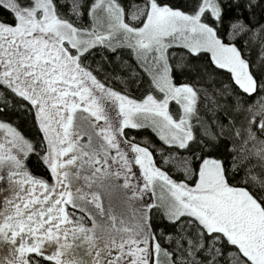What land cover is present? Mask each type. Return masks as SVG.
<instances>
[{"label": "snow or ice", "instance_id": "snow-or-ice-1", "mask_svg": "<svg viewBox=\"0 0 264 264\" xmlns=\"http://www.w3.org/2000/svg\"><path fill=\"white\" fill-rule=\"evenodd\" d=\"M0 264H264V0H0Z\"/></svg>", "mask_w": 264, "mask_h": 264}, {"label": "trees", "instance_id": "trees-1", "mask_svg": "<svg viewBox=\"0 0 264 264\" xmlns=\"http://www.w3.org/2000/svg\"><path fill=\"white\" fill-rule=\"evenodd\" d=\"M124 2H125L127 5L131 6L132 4L138 3L139 0H124ZM255 58H256V54L254 53V54H253V59H255ZM178 175H180V174H178Z\"/></svg>", "mask_w": 264, "mask_h": 264}]
</instances>
